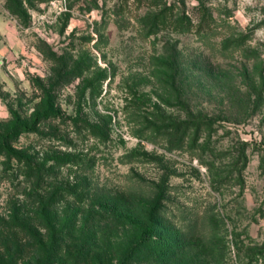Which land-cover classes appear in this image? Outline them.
Instances as JSON below:
<instances>
[{"label":"rangeland","instance_id":"obj_1","mask_svg":"<svg viewBox=\"0 0 264 264\" xmlns=\"http://www.w3.org/2000/svg\"><path fill=\"white\" fill-rule=\"evenodd\" d=\"M19 1L0 0V219L40 195L79 259L116 264L155 201L131 264H264V0Z\"/></svg>","mask_w":264,"mask_h":264},{"label":"trees","instance_id":"obj_2","mask_svg":"<svg viewBox=\"0 0 264 264\" xmlns=\"http://www.w3.org/2000/svg\"><path fill=\"white\" fill-rule=\"evenodd\" d=\"M9 1L14 10L18 9L19 0ZM5 149L6 146L0 144V153H4ZM53 195L59 198L64 194ZM53 195L51 197L55 202L57 198ZM34 203L30 213L18 208L13 211L9 220L0 219V264H114L109 255L92 261L79 259L80 255L85 256V242L74 241L72 228L47 208L50 204L42 196L37 195ZM158 208L155 201L148 204L142 215L141 226L119 251L116 264H131L130 261L138 258V249L145 242H150L153 248L157 247L155 235L160 224ZM94 238L89 242L90 248L94 246ZM96 252L100 253L102 250Z\"/></svg>","mask_w":264,"mask_h":264}]
</instances>
